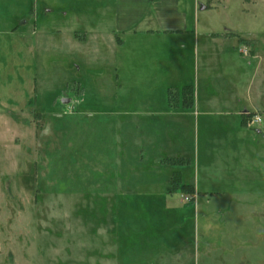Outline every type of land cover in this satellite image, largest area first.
<instances>
[{
  "label": "crops",
  "instance_id": "crops-1",
  "mask_svg": "<svg viewBox=\"0 0 264 264\" xmlns=\"http://www.w3.org/2000/svg\"><path fill=\"white\" fill-rule=\"evenodd\" d=\"M23 1L11 0L18 5ZM31 1L36 6L27 16L18 15L14 29H0V38L15 43L14 63L19 62V55L35 62L39 48L47 56V49L63 43L69 48L67 54L97 74L102 58L112 64L115 89L124 90L129 99L132 91H138L140 98L125 106L122 116L113 115L109 126H119L121 117L125 126L132 125L135 116L152 128L155 140L171 136L194 143L192 156L157 153L154 145L136 151L144 161L184 158L187 163L182 166H192L193 175L186 181L180 170L170 173L177 172L178 190L188 186L196 211L214 205L208 214L195 216V234L204 232L202 249L198 243L195 247L197 253L240 255L238 247L252 248L254 262L241 264H264V142L260 146L251 136L249 128L256 122L248 117H261L256 133L264 138V0H59L56 8L48 5L55 0H42L47 3L42 7L37 0ZM54 16L60 20L54 21ZM39 17L44 23H38ZM243 44L250 55L239 52ZM184 88L191 90L189 104L184 103ZM171 92L176 93L174 102ZM80 104L73 115L54 104L51 119H80L87 110L82 108V98ZM135 171L159 175L163 168ZM150 180L163 187L169 183L165 176ZM128 182L124 186L136 185ZM152 203L165 211L141 221L139 243L133 247L132 203L124 201L129 211L127 218L123 214V249L129 256L158 255L157 262L163 264L159 259L168 254L178 257L183 246L177 225L181 217L174 213L181 201L164 198ZM235 206L251 208V213L226 214ZM229 243L230 253L226 252Z\"/></svg>",
  "mask_w": 264,
  "mask_h": 264
},
{
  "label": "rangeland",
  "instance_id": "rangeland-1",
  "mask_svg": "<svg viewBox=\"0 0 264 264\" xmlns=\"http://www.w3.org/2000/svg\"><path fill=\"white\" fill-rule=\"evenodd\" d=\"M37 2L41 7L47 5L42 0ZM60 2L55 0L48 5L56 8ZM34 6L31 0H24L20 5L3 1L0 29H14L19 22L18 15L27 16ZM52 19L60 20L58 16ZM40 21L39 17L38 23H44ZM13 45V41L0 38V264H129V261L161 264L157 262L158 255L133 253L129 256L123 249L122 228L123 214L127 218L129 211L124 201H130L133 231H136L132 245H138L141 221L147 222L152 214L165 211L162 206L149 202L164 198L181 201L174 213L181 217L177 225L181 227L179 236L183 246L178 257L168 254L160 262H254L252 248L238 247L236 250L243 252L240 255L197 253L195 247L198 243L202 249L204 232L195 234V216L214 209V205L202 206L196 211L188 187L178 190L177 172L170 173L171 169L180 170L186 181L193 175L192 166H182L187 163L184 158L144 161L138 159L136 151L139 147L154 145L157 153L192 156L194 143L179 142L171 136L155 140L152 128L140 124L141 120L136 121L135 116L132 125L125 126L121 117L119 126H109L113 115L122 116L123 108L132 106L140 98L138 91H132L129 99L124 90L115 89L112 64L102 58L101 72L97 74L89 65L81 64L75 55L67 54L69 48L63 43L47 49L50 50L47 56L39 48L35 62L28 55H19L16 64ZM238 50L245 56L250 55L245 44L238 46ZM63 51L65 56L61 55ZM175 96V92L170 93L171 102ZM81 98L82 108L87 109L80 117L82 121L51 119L54 104L62 107V112L73 115L81 108ZM248 117L256 122L249 128L251 136L262 146L263 135L256 133L261 117L257 114ZM139 167L163 168V171L159 175L134 174ZM163 176L169 177L164 187L150 180ZM130 179L136 185L124 186ZM250 213L251 208L244 206L229 207L226 212L231 216ZM119 215L121 221L116 226ZM111 216H117L116 220ZM230 246L229 243L226 252L232 251Z\"/></svg>",
  "mask_w": 264,
  "mask_h": 264
},
{
  "label": "trees",
  "instance_id": "trees-1",
  "mask_svg": "<svg viewBox=\"0 0 264 264\" xmlns=\"http://www.w3.org/2000/svg\"><path fill=\"white\" fill-rule=\"evenodd\" d=\"M183 94H184V103L185 104H189L190 103V98H191V90L190 89H188V88H184L183 89ZM170 100H171V98H170ZM252 115V114H251ZM172 161H173V159H172ZM187 188L188 186L187 185H181L180 186V188Z\"/></svg>",
  "mask_w": 264,
  "mask_h": 264
},
{
  "label": "built area",
  "instance_id": "built-area-1",
  "mask_svg": "<svg viewBox=\"0 0 264 264\" xmlns=\"http://www.w3.org/2000/svg\"><path fill=\"white\" fill-rule=\"evenodd\" d=\"M256 121H260V118L259 117H256V119H255Z\"/></svg>",
  "mask_w": 264,
  "mask_h": 264
}]
</instances>
